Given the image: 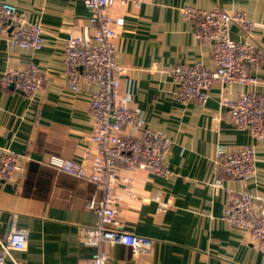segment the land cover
<instances>
[{
    "label": "crops",
    "instance_id": "0c3cea01",
    "mask_svg": "<svg viewBox=\"0 0 264 264\" xmlns=\"http://www.w3.org/2000/svg\"><path fill=\"white\" fill-rule=\"evenodd\" d=\"M3 1L16 4L29 21H42L44 43L40 49H26L0 37V72L34 63L44 82L34 97L13 86L0 87V147L28 156L15 181L0 180V236L14 227L29 231L26 249L13 251L20 264H81L95 246L80 238V226L98 223L89 202L103 192L97 183L45 161L51 154L80 158L93 130L90 103L97 86H70L63 51L71 34L93 31L97 24L84 0ZM186 6L246 12L256 23L252 37L264 49V0L114 2L111 13L123 17L117 39V59L126 68L121 95L141 111L148 127L164 130L174 145L167 160L172 175L135 168L137 197L121 189L120 226L154 238L152 253L137 254L126 244L107 242V264H261L248 232L222 218L226 193L212 181L218 144L236 149L252 143L258 158L255 176L244 182L224 175L223 183L248 189L258 203L264 197V139L236 128L225 103L248 91L264 93V61L249 68L254 82H216L206 103L182 102L174 68L195 62L215 66L211 44L197 38L194 21L182 11ZM231 36L241 40L245 33L232 25ZM153 196L171 206L159 211Z\"/></svg>",
    "mask_w": 264,
    "mask_h": 264
},
{
    "label": "built area",
    "instance_id": "2783aa9c",
    "mask_svg": "<svg viewBox=\"0 0 264 264\" xmlns=\"http://www.w3.org/2000/svg\"><path fill=\"white\" fill-rule=\"evenodd\" d=\"M84 2L93 12L97 25L93 31L71 34L66 39L63 60L64 72L73 89H78L82 82L97 86L90 103L93 130L80 158L51 154L45 163L87 178L102 190V196L94 194L89 202L99 216L98 223L80 226V238L95 246L91 257L81 264H107L110 257L107 242L126 244L137 254L152 253L154 238L120 226L117 214L123 199L121 189L132 198L137 197L132 174L135 168H145L165 177L172 175L167 160L174 140L164 130L148 127L141 111L121 95L126 68L117 59V39L123 17L110 11L116 0ZM182 11L194 21L197 38L211 44L215 64L214 68H209L203 62H195L174 68V81L182 102L206 103L216 82L244 84L255 81L249 68L264 61V49L252 37L256 23L246 12L229 11L221 6L212 9L186 6ZM232 25L243 30V39L231 36ZM43 33L41 20L31 22L16 4L0 0V37H7L12 47L40 49L44 43ZM43 82V72L34 63L0 72L1 88L13 86L29 97L36 96ZM225 103L236 128L248 131L257 140L264 139V93L248 91ZM27 159L25 153L0 147V180L15 181ZM257 161L255 144L236 149L218 144L212 185L223 188L226 193L222 218L248 232L264 264V197L258 203L248 189L234 190L223 183L224 175L250 181L257 173ZM125 171L128 174H124ZM152 198L159 201V211L171 206V201L160 200L158 196ZM28 241L29 231L20 227H14L5 237L0 236V264H6L7 260L20 264L13 251L26 249Z\"/></svg>",
    "mask_w": 264,
    "mask_h": 264
}]
</instances>
